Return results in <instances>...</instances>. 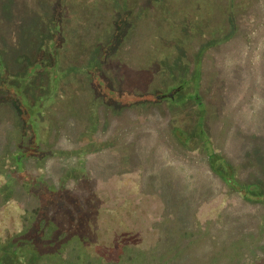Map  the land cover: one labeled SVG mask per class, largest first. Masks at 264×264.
I'll list each match as a JSON object with an SVG mask.
<instances>
[{"label": "rangeland", "instance_id": "obj_1", "mask_svg": "<svg viewBox=\"0 0 264 264\" xmlns=\"http://www.w3.org/2000/svg\"><path fill=\"white\" fill-rule=\"evenodd\" d=\"M0 264H264V0H0Z\"/></svg>", "mask_w": 264, "mask_h": 264}, {"label": "trees", "instance_id": "obj_2", "mask_svg": "<svg viewBox=\"0 0 264 264\" xmlns=\"http://www.w3.org/2000/svg\"><path fill=\"white\" fill-rule=\"evenodd\" d=\"M20 156H17V158H19Z\"/></svg>", "mask_w": 264, "mask_h": 264}]
</instances>
